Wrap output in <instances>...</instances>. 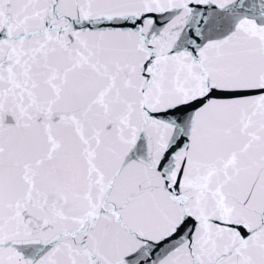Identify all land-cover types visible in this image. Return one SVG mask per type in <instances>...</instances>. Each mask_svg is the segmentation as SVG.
I'll list each match as a JSON object with an SVG mask.
<instances>
[{
	"label": "snow or ice",
	"instance_id": "1",
	"mask_svg": "<svg viewBox=\"0 0 264 264\" xmlns=\"http://www.w3.org/2000/svg\"><path fill=\"white\" fill-rule=\"evenodd\" d=\"M0 264H264V0H0Z\"/></svg>",
	"mask_w": 264,
	"mask_h": 264
}]
</instances>
